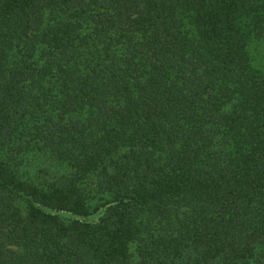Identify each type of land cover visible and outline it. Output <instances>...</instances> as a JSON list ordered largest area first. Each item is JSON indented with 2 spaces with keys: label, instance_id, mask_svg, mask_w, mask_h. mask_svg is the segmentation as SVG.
Returning a JSON list of instances; mask_svg holds the SVG:
<instances>
[{
  "label": "trees",
  "instance_id": "16d2710c",
  "mask_svg": "<svg viewBox=\"0 0 264 264\" xmlns=\"http://www.w3.org/2000/svg\"><path fill=\"white\" fill-rule=\"evenodd\" d=\"M261 47L264 0H0V264H264Z\"/></svg>",
  "mask_w": 264,
  "mask_h": 264
},
{
  "label": "rangeland",
  "instance_id": "374dc122",
  "mask_svg": "<svg viewBox=\"0 0 264 264\" xmlns=\"http://www.w3.org/2000/svg\"><path fill=\"white\" fill-rule=\"evenodd\" d=\"M255 61L257 64L264 65V47L259 48V51L256 53ZM61 173L63 170L57 168L50 161L39 156L38 154H29L25 157V160L20 167V172L23 177L28 178L33 181H39L42 179H50L55 172ZM64 219L68 218V214L61 213ZM97 215H92L87 220H95Z\"/></svg>",
  "mask_w": 264,
  "mask_h": 264
}]
</instances>
